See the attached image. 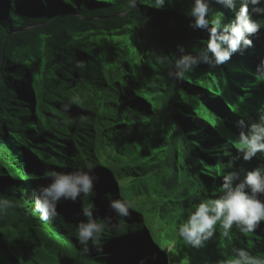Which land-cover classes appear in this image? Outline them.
<instances>
[{
    "label": "trees",
    "instance_id": "16d2710c",
    "mask_svg": "<svg viewBox=\"0 0 264 264\" xmlns=\"http://www.w3.org/2000/svg\"><path fill=\"white\" fill-rule=\"evenodd\" d=\"M129 4L0 0V199L11 205L0 212V264H131L149 242L167 243L159 257L169 264H223L234 249L254 256L264 249V221L249 234L235 225L225 234L218 224L200 247L178 234L190 210L223 194L224 170L241 163L239 123L260 121L240 108L247 97L248 109L256 105L250 73L237 56L217 65L203 35L186 27L193 0ZM185 55L197 63L181 79L174 59ZM88 133L104 156L93 193L61 200L54 220L41 219L38 187L49 170L92 162ZM110 199L131 202L130 215H116ZM88 204L105 233L100 250L89 240L85 253L77 231Z\"/></svg>",
    "mask_w": 264,
    "mask_h": 264
},
{
    "label": "clouds",
    "instance_id": "9594fccd",
    "mask_svg": "<svg viewBox=\"0 0 264 264\" xmlns=\"http://www.w3.org/2000/svg\"><path fill=\"white\" fill-rule=\"evenodd\" d=\"M163 2L164 0H154V6L163 7ZM136 3L137 0H130L129 7H134ZM190 14L192 22L185 20L186 27L203 35L207 40L206 52L214 55L215 63L223 64L237 56L239 63L242 64L241 71L250 73L248 74L251 76L250 81L257 88L256 91H259L255 92L256 105H253L252 110L248 109L245 103L248 94L243 95L242 98H247L240 101L241 110H247L253 118L260 121L249 125L242 121L239 123L241 128L233 137L239 140L237 142L239 152L236 151L235 156L241 157V163L234 172L223 175L221 187L223 194L216 199L201 201L195 210L189 211L187 219L179 224L178 234L186 244L200 247L214 235L218 224L225 234L234 225L241 233L249 234L255 232L264 221V157L257 154L264 153V0H211L210 3L209 0H193ZM259 38H262L259 45L253 44V41ZM180 40L187 44L191 43ZM204 59L208 60L206 54ZM174 60L180 69L177 75L181 79L186 76L184 69L191 71L190 66L197 63L195 58L187 55L177 56ZM239 86L230 83L228 87L237 91ZM73 99L80 103L78 96H74ZM234 100L237 105L238 101ZM226 107L230 110L228 106ZM66 123L71 124L72 121ZM82 136L87 142L84 152L92 158V162L82 161L80 166L83 170L68 173L49 170L45 175L48 182H43L38 187L39 194L34 201V211L38 212L43 220L50 221L56 218L57 205L61 200L76 202L81 194L90 196L93 193L94 184L99 180V176L93 173L97 168V158L90 151L89 133ZM201 137L208 142L204 126H201ZM216 141H220L223 148L226 147V139L218 137ZM248 161L253 163L255 167L253 170L248 169L250 168L247 165ZM243 174H245L243 180L234 185L233 180L242 178ZM9 206H11L9 201L0 199V212ZM109 207L116 215L128 217L133 205L123 199H110ZM93 208V204H88L82 209L87 222L78 225L77 238L79 244L84 245L82 250L85 253L89 251L87 246L89 240L100 250L105 233L104 225L93 219ZM122 227L120 226L117 231H121ZM166 245L167 243L160 242L156 246L149 242L145 248L138 249L136 256H131V264H169L163 259V255L159 257L160 249L162 247L164 249ZM144 253L154 255L158 262L143 260L146 259L142 255ZM223 261V264H264V249L254 256L243 248H237L233 250L232 256H227Z\"/></svg>",
    "mask_w": 264,
    "mask_h": 264
},
{
    "label": "rangeland",
    "instance_id": "374dc122",
    "mask_svg": "<svg viewBox=\"0 0 264 264\" xmlns=\"http://www.w3.org/2000/svg\"><path fill=\"white\" fill-rule=\"evenodd\" d=\"M201 135V134H200ZM89 146H90V151H91V154L94 155L95 158H99L101 155V149H102V146H100L99 142L96 141L94 138L90 137L89 139ZM98 165V164H97ZM96 165V166H97ZM248 166H250V168H248L249 170H253L255 167L253 166V163L251 161H248L247 163ZM226 167V166H225ZM221 169V168H220ZM225 171V174H226V170ZM94 174H96V169L95 171L93 172ZM96 210H93V214ZM86 220V219H85ZM87 222V221H86Z\"/></svg>",
    "mask_w": 264,
    "mask_h": 264
}]
</instances>
